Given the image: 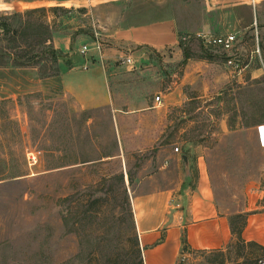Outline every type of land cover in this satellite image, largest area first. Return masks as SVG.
<instances>
[{
    "label": "rangeland",
    "instance_id": "rangeland-1",
    "mask_svg": "<svg viewBox=\"0 0 264 264\" xmlns=\"http://www.w3.org/2000/svg\"><path fill=\"white\" fill-rule=\"evenodd\" d=\"M127 1V17L141 24L177 19L184 30L180 42L190 50L199 44V58L210 57L197 34L237 35L245 48L246 74L259 77L245 87H223L212 103L195 100L147 117L127 111L116 116L111 108L82 110L60 87L39 83L31 75L39 76L37 70L19 72L12 81L23 80L25 93L17 101L22 110L13 100L0 102V264H108L117 255L121 263L138 264L128 199L134 212L136 197L173 185L176 173L162 170L168 164L159 151L182 136L185 125L186 137L208 141L217 200L231 221L241 224L236 216L244 207L245 187L262 180L264 152L250 146V133L224 136L219 125L226 116L231 126L249 127L264 119V0L257 8L249 0H217L215 5L206 0H0V18L63 8L34 19L53 25L61 44L81 33L87 45L89 36L98 38L91 9ZM104 18L114 19L102 12L96 20ZM257 46L261 57L252 53ZM75 51L66 55L71 58ZM208 60L214 72L224 73L220 60ZM161 129L165 133L156 143ZM141 134L151 136L153 145L145 148ZM31 151L39 157L34 166L27 159ZM260 254L259 247L235 238L222 251L186 252L178 264H258Z\"/></svg>",
    "mask_w": 264,
    "mask_h": 264
},
{
    "label": "crops",
    "instance_id": "crops-1",
    "mask_svg": "<svg viewBox=\"0 0 264 264\" xmlns=\"http://www.w3.org/2000/svg\"><path fill=\"white\" fill-rule=\"evenodd\" d=\"M130 2H112L91 9L90 15L96 18L106 12L112 13L114 19L104 18L101 21L94 18L98 38L89 36L90 43L87 45L82 44L81 33L64 44L58 41V34H55L53 44L57 50L64 54L70 53L73 48L76 50L75 56L66 60L71 61L73 66L50 79L31 75L39 83L63 89L66 96L74 99L82 110L111 108L116 116L127 111L147 117L159 109L166 112L182 109L195 100L212 103L221 96L219 91L223 87H245L258 79L259 76L246 74L249 68L240 75H231L226 65L227 57L204 47L220 60L224 73L218 75L213 70V63L195 55L201 51L199 44L191 46L193 57L185 63L180 48V33L184 30H181L178 20L168 18L151 24L133 21L127 17L131 12L127 7ZM120 8L119 15L117 11ZM117 17L119 21L116 22ZM99 36L103 43L98 40ZM96 43L101 44L100 52L95 48ZM84 47L89 49L86 54L81 53ZM244 49L240 46L241 60ZM255 52H252L253 55H256ZM127 58L132 59V65L123 64ZM25 70L0 68V102L13 100L18 107L17 101L25 93L24 83L23 80L14 83L12 78ZM159 96L161 104L156 102ZM263 125L264 119H257L249 127L238 123L231 126L226 116L219 126L224 136L250 133V146L264 152L257 132L258 127ZM187 132L185 125L182 136L160 147V160L168 164L162 170L176 173L173 185L136 197L133 204L144 264H178L185 254V240L192 251H222L235 240L230 216L221 209L217 200L208 141H194L186 137ZM164 133L161 129L154 141L159 142ZM140 137L145 148L153 145L151 136L141 134ZM175 148H179L180 152L176 153ZM240 213L247 215L244 242L248 246L258 245L264 252V174L262 180L250 181L246 185L244 207Z\"/></svg>",
    "mask_w": 264,
    "mask_h": 264
},
{
    "label": "trees",
    "instance_id": "trees-1",
    "mask_svg": "<svg viewBox=\"0 0 264 264\" xmlns=\"http://www.w3.org/2000/svg\"><path fill=\"white\" fill-rule=\"evenodd\" d=\"M59 11H63V8H39L0 18V68L11 66L16 69H34L38 71L41 79L58 77L61 73L71 68L73 66L71 61H68L66 65L64 64L65 66L61 64L69 57L55 48L53 44L55 33L53 25L47 21L34 19V16L40 13L47 14L51 12L56 14ZM25 18L28 19L26 20ZM15 22H18V24L16 25ZM3 43H6V45L3 46ZM180 48L183 50L186 63L193 57L192 52L182 42H180ZM206 52L209 53L210 58H213L209 50H206ZM203 58L210 59L208 56ZM128 216L132 228V254H135L138 264H144L135 215L129 199ZM236 219L241 220V224L239 226L237 221H231L232 233L235 238L244 242L243 231L247 224V215L238 214ZM251 246L259 247L255 244ZM259 248L263 250L261 247ZM190 251L192 250L189 249L188 242L185 240L184 252ZM115 258V262L109 260L108 264H124L119 262L118 255Z\"/></svg>",
    "mask_w": 264,
    "mask_h": 264
},
{
    "label": "built area",
    "instance_id": "built-area-1",
    "mask_svg": "<svg viewBox=\"0 0 264 264\" xmlns=\"http://www.w3.org/2000/svg\"><path fill=\"white\" fill-rule=\"evenodd\" d=\"M217 0H206V2L210 5H215ZM259 0H249L250 5L254 8H257L259 5ZM198 41H200L203 46L209 50H216L222 54H224L227 57V68L231 75L237 76L242 74L246 71L247 67L243 66L241 59L239 58L240 54V43L238 40L237 35L235 34H228V35H209V34H197L196 38ZM99 52L101 51V44L96 43L95 47ZM89 52L88 47H84L81 51L82 54H86ZM260 48L256 49V55L261 57L260 54ZM124 65H132V59L127 58L123 60ZM156 102L161 104V98L160 96L156 98ZM258 136L260 141L261 148L264 149V125L258 127ZM175 152L179 153L180 149L175 148ZM27 159L30 166H34L38 163L39 157L38 154L35 152H28L27 153ZM258 264H264V257L260 258L258 261Z\"/></svg>",
    "mask_w": 264,
    "mask_h": 264
}]
</instances>
